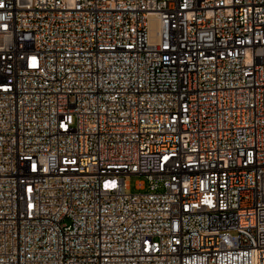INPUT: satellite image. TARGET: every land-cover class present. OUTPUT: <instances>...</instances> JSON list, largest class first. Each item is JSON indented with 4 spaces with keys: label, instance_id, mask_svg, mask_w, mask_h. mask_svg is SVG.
Wrapping results in <instances>:
<instances>
[{
    "label": "built area",
    "instance_id": "obj_1",
    "mask_svg": "<svg viewBox=\"0 0 264 264\" xmlns=\"http://www.w3.org/2000/svg\"><path fill=\"white\" fill-rule=\"evenodd\" d=\"M0 264H264V0H0Z\"/></svg>",
    "mask_w": 264,
    "mask_h": 264
},
{
    "label": "rangeland",
    "instance_id": "obj_2",
    "mask_svg": "<svg viewBox=\"0 0 264 264\" xmlns=\"http://www.w3.org/2000/svg\"><path fill=\"white\" fill-rule=\"evenodd\" d=\"M126 181L130 184V193H138L139 191L137 190V184L139 182H144V177L140 176H128L126 177ZM148 191V186H146L144 192Z\"/></svg>",
    "mask_w": 264,
    "mask_h": 264
}]
</instances>
